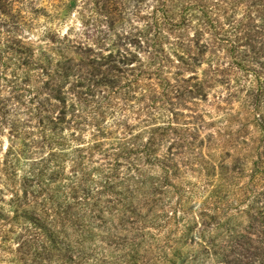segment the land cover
Returning <instances> with one entry per match:
<instances>
[{
  "label": "rangeland",
  "instance_id": "obj_1",
  "mask_svg": "<svg viewBox=\"0 0 264 264\" xmlns=\"http://www.w3.org/2000/svg\"><path fill=\"white\" fill-rule=\"evenodd\" d=\"M0 264H264V0H0Z\"/></svg>",
  "mask_w": 264,
  "mask_h": 264
}]
</instances>
